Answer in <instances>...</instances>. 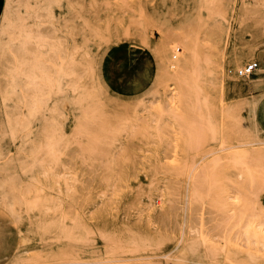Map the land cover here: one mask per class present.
<instances>
[{
	"label": "rangeland",
	"instance_id": "1",
	"mask_svg": "<svg viewBox=\"0 0 264 264\" xmlns=\"http://www.w3.org/2000/svg\"><path fill=\"white\" fill-rule=\"evenodd\" d=\"M184 31L178 73L160 51ZM0 53V264H264L225 125L264 93V0H0Z\"/></svg>",
	"mask_w": 264,
	"mask_h": 264
},
{
	"label": "bare ground",
	"instance_id": "2",
	"mask_svg": "<svg viewBox=\"0 0 264 264\" xmlns=\"http://www.w3.org/2000/svg\"><path fill=\"white\" fill-rule=\"evenodd\" d=\"M18 32L22 31L18 30ZM25 36L31 38L33 37V34L27 31L25 33ZM173 42L183 47V51H180L182 53L180 54L179 59L174 63H172L173 56H175L173 54L172 48ZM160 53L164 58L165 63H168V65L174 67L175 71L179 73L180 71H182V69L186 68L188 64L193 63L195 61V58L197 56L196 42L189 31H184L180 33L175 38V40L164 41ZM31 70H34L33 67H31ZM259 71L260 73L264 72V64L261 68H259ZM252 82L254 83L255 87H260L262 84H264V73L261 76L252 79ZM165 84L166 83H164V85ZM12 89H14V86H12ZM239 91L243 96L249 94L248 87H239ZM263 94L264 93L254 94L250 98L249 103H247L246 99L244 98L241 101L230 104L229 111L226 114L225 119V125L230 130L231 135L239 138L240 141V143H234L228 146L227 148L243 147L242 151L237 150L236 152H241L244 155L243 158H237L238 161L232 164L234 169V177L227 176L226 178V181L228 182L233 180L237 183H241L240 188L234 185V187L236 188L235 191H237L234 197L235 199L239 200L237 202V206L234 207V212L237 215V219L233 223L239 222L238 229L240 230V233L238 232L237 234L240 235L239 237H241L242 240H246L247 243L250 245V255L253 257L260 256L262 253H264V207L261 205V203H259L260 199L264 197V124L261 123L258 114L259 104ZM37 105H39V103H37ZM245 110H248L250 115H244ZM54 111H56V109ZM240 122H242L241 126L239 125ZM247 156L249 158H247ZM216 163L214 164L216 165ZM217 166H219V163L217 164ZM4 203H6V201H4ZM226 221L227 219H224V222ZM21 240L23 239L21 238ZM227 240L229 241V243L234 242L232 236L227 238ZM232 248L235 252H242L243 249L242 246H239L237 244L233 245ZM241 259L242 258H240L239 261H235V264H249L247 261H242ZM29 260L30 261L28 262L36 263V261H33L31 259Z\"/></svg>",
	"mask_w": 264,
	"mask_h": 264
},
{
	"label": "built area",
	"instance_id": "3",
	"mask_svg": "<svg viewBox=\"0 0 264 264\" xmlns=\"http://www.w3.org/2000/svg\"><path fill=\"white\" fill-rule=\"evenodd\" d=\"M259 68V62L257 60H251L246 62L238 70L237 74L241 77H249L254 74Z\"/></svg>",
	"mask_w": 264,
	"mask_h": 264
}]
</instances>
